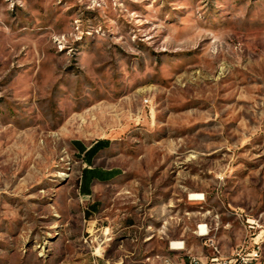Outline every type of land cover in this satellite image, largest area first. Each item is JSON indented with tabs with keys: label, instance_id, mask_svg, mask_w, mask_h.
<instances>
[{
	"label": "rangeland",
	"instance_id": "1",
	"mask_svg": "<svg viewBox=\"0 0 264 264\" xmlns=\"http://www.w3.org/2000/svg\"><path fill=\"white\" fill-rule=\"evenodd\" d=\"M248 219L264 249V0H0V264H160L205 223L230 254Z\"/></svg>",
	"mask_w": 264,
	"mask_h": 264
},
{
	"label": "built area",
	"instance_id": "2",
	"mask_svg": "<svg viewBox=\"0 0 264 264\" xmlns=\"http://www.w3.org/2000/svg\"><path fill=\"white\" fill-rule=\"evenodd\" d=\"M248 228L252 232L249 241L234 250L231 254L226 255L212 234V227L207 223L201 224V239L207 240V259L204 262L199 255L191 252L184 240L172 241L170 249L174 252L175 258L163 257L160 264H264L263 250L258 237H254L255 229L259 227L255 220H247ZM184 255V256H182Z\"/></svg>",
	"mask_w": 264,
	"mask_h": 264
},
{
	"label": "trees",
	"instance_id": "3",
	"mask_svg": "<svg viewBox=\"0 0 264 264\" xmlns=\"http://www.w3.org/2000/svg\"><path fill=\"white\" fill-rule=\"evenodd\" d=\"M79 146V150L81 154L83 155V159L89 163L90 165L93 164V159L95 156L102 150L107 148L110 145V140L108 139H100L94 142L90 147H85L81 142H76ZM112 172H99V170L88 168L84 170L83 172V178L86 180V184L89 182V180H93L95 178H108V176ZM85 184V191H88L86 188L87 185Z\"/></svg>",
	"mask_w": 264,
	"mask_h": 264
},
{
	"label": "bare ground",
	"instance_id": "4",
	"mask_svg": "<svg viewBox=\"0 0 264 264\" xmlns=\"http://www.w3.org/2000/svg\"><path fill=\"white\" fill-rule=\"evenodd\" d=\"M190 199H202V194H199V193H191L190 194ZM196 232H197V235L198 236H201V225H199L198 230ZM203 240H204V245L207 248V240L206 239H203ZM263 259H264V256H263Z\"/></svg>",
	"mask_w": 264,
	"mask_h": 264
},
{
	"label": "crops",
	"instance_id": "5",
	"mask_svg": "<svg viewBox=\"0 0 264 264\" xmlns=\"http://www.w3.org/2000/svg\"><path fill=\"white\" fill-rule=\"evenodd\" d=\"M112 175V173L108 176V178H110V176ZM95 179H99V178H95ZM200 225V224H199ZM198 225V226H199ZM186 243V242H185ZM188 247V246H187ZM191 252H193V248H188ZM262 250H263V256H264V249L262 248ZM194 253V252H193ZM194 254H196V255H199L201 258H202V260L205 262L206 261V257H207V254H208V252H207V250H205V251H202V253H194ZM225 254V253H224ZM231 254V253H230ZM226 255H229V254H226ZM153 263L154 264H158V262H156V260H153Z\"/></svg>",
	"mask_w": 264,
	"mask_h": 264
}]
</instances>
